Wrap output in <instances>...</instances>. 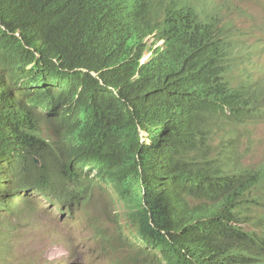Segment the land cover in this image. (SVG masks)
I'll use <instances>...</instances> for the list:
<instances>
[{"label":"trees","instance_id":"obj_1","mask_svg":"<svg viewBox=\"0 0 264 264\" xmlns=\"http://www.w3.org/2000/svg\"><path fill=\"white\" fill-rule=\"evenodd\" d=\"M250 53L202 0H0V212L111 188L125 212L102 243L136 264H264L228 149L264 120L255 81L233 76Z\"/></svg>","mask_w":264,"mask_h":264},{"label":"rangeland","instance_id":"obj_2","mask_svg":"<svg viewBox=\"0 0 264 264\" xmlns=\"http://www.w3.org/2000/svg\"><path fill=\"white\" fill-rule=\"evenodd\" d=\"M211 1L236 23L251 43L264 45V0ZM153 39L148 37V43ZM252 67L261 78L258 90L264 97V54L253 60ZM42 126L43 136L57 151L66 147L54 121H46ZM240 131L243 157L239 164L247 169L241 184L245 188L255 181V185L246 193L242 190L239 198L232 201H241L237 210L241 213L242 227L264 235V122L243 125ZM200 203L209 204L198 199L191 202ZM21 206L24 207H15V214L0 212V264H136L129 250L113 252L110 248L107 252L102 246V234H110L116 219L125 212L124 205L110 189L101 191L93 187L86 203L80 202L69 210L60 211L62 205L58 200L48 203L33 197L21 202ZM210 216L207 213L204 218Z\"/></svg>","mask_w":264,"mask_h":264},{"label":"clouds","instance_id":"obj_3","mask_svg":"<svg viewBox=\"0 0 264 264\" xmlns=\"http://www.w3.org/2000/svg\"><path fill=\"white\" fill-rule=\"evenodd\" d=\"M202 2H203V5H205V7L207 8V10L210 12V16L216 19V21L218 23V27H220L222 29L223 35H228V36H230V38L234 39V41H235V47L236 46L237 47H244L245 49H249L251 51V53H250V57L251 58H250L249 62L245 63L244 65H237L234 68L233 76L235 77V80L236 81H242V80H248V79H251V80L255 81L256 87H255L254 92H255V95H256V98H257L256 103H258V101L260 103H263L261 107L264 109V97L260 94V92L258 90V87H259V85L261 83V78H259V77H257L255 75V69H253V67H252L253 66V60H255V58L260 57V56H262L264 54V45H258V46H256L253 43H251L248 40L247 35L243 31H241V30H239L237 28L236 23L234 21H232V19L227 18V16L224 15L223 11L217 10V8L212 4V1L211 0H202ZM149 37H152V35L149 36ZM159 42H161V43L160 44H157V45L163 44V40H160ZM148 54H150V56H151V53L150 52L147 53L144 56V58L142 59V62L143 63L146 62L150 58V56H149L147 58V60H145L146 59V56ZM258 93L261 95L262 99L259 97V94ZM255 122H264V120H254V121H248V122H245V123H241V124L237 125V127H238L237 128V131L235 133H231L229 135V137L230 136L233 137V139H234L233 142H234V146L235 147L228 148V149L233 150L236 155H239L240 156V157H238V167L242 169V173H243L242 179L246 176L247 173H245V172L247 171V169H244L242 167V165L239 164L240 161H241V158L243 157V152L241 151L242 135H241V131L240 130H241V127L243 125H247L249 123H255ZM222 133H225V131H222ZM217 142H218V140L215 142V144H217ZM37 162L38 163H41L40 160H37ZM241 185H243V184H241ZM254 185H255V181L252 182V183H250L249 185H247L244 188L245 193L247 191L251 190L254 187ZM93 187H97V186H93ZM92 188H91V191H90V195H91V192H92ZM109 189L113 193V191H112L111 188L101 189V191H109ZM90 195H89V198H90ZM113 195H114V193H113ZM89 198H88V200H89ZM248 200H257V199L256 198H253V199H249L248 198ZM87 201H83L82 200L80 202L86 203ZM117 201H118V199H117ZM80 202H77L76 200H73V201H69V202H63V203L58 202V203L60 205H62L60 207V211H61V210H66V209L69 210L73 206H78ZM20 207H24V206H20ZM16 211L17 210H15L13 214H15ZM63 212H65V211H63ZM123 214H121V217L123 216ZM62 215H64V214H62ZM62 215L60 216V219H61ZM121 217H118L117 220L118 219H121ZM126 232L129 233V231H126ZM110 234H108V235H110ZM103 235H107V234L104 233V234H102V236ZM102 236H101V241H102ZM102 246L107 249V252L110 251V248L104 246L103 243H102ZM123 250H129L131 252V255H132V251L130 249H123ZM113 252H116V251H113Z\"/></svg>","mask_w":264,"mask_h":264}]
</instances>
